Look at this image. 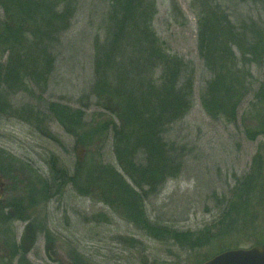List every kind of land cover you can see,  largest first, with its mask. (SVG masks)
<instances>
[{
	"label": "rangeland",
	"instance_id": "374dc122",
	"mask_svg": "<svg viewBox=\"0 0 264 264\" xmlns=\"http://www.w3.org/2000/svg\"><path fill=\"white\" fill-rule=\"evenodd\" d=\"M260 1L144 0L155 6L152 24L162 51L182 60V80L192 79L193 100L188 115L164 137L177 148L179 174L158 185L128 171L127 181L138 186L140 205L152 222L193 235L184 243L146 233L96 187L80 194L75 183L46 194L52 165L69 176L79 163L84 174L99 165L121 169L109 130L117 124L114 108L93 91L95 45L105 39L114 0L77 1L70 27L51 51L54 68L47 86H17L8 95L15 108L34 109V117L0 113V175L7 184L0 201V264H203L224 249L264 245V103L256 101L264 63L242 76L234 119L213 118L203 104L214 76L199 40L202 19L214 11L226 16L234 31L248 20L264 24ZM2 55L8 53L0 48L3 61ZM160 74L157 70L156 78ZM51 103L75 115L81 110L83 128L71 130L57 121ZM252 175L259 188L250 208L236 225L228 223L221 215L230 203L239 204L234 191Z\"/></svg>",
	"mask_w": 264,
	"mask_h": 264
},
{
	"label": "trees",
	"instance_id": "16d2710c",
	"mask_svg": "<svg viewBox=\"0 0 264 264\" xmlns=\"http://www.w3.org/2000/svg\"><path fill=\"white\" fill-rule=\"evenodd\" d=\"M77 1L0 0V48L8 53V56L2 55L3 61L0 59V113L34 117V109L15 108L8 95L17 86L26 89L29 85L41 89L47 86L54 68L51 51L70 27ZM249 1L263 4L260 0ZM113 5L115 10L109 18L105 39L95 45L93 91L114 108L117 124L109 130L121 169L99 165L84 174L85 168L79 163L77 172L69 176L67 171L58 172L56 165H52L53 176L50 184L45 185L46 194L53 196L64 185L75 183L80 194L88 191L86 188L96 187L105 197L114 198L132 223L159 241L191 242L190 232L174 231L149 219L140 205L138 186L136 190L128 183L127 172L150 178L158 185L179 174L177 148L164 137L192 107V79L185 76L182 80L185 74L182 60L162 51L152 24L156 14L153 4L147 5L144 0H114ZM225 17L214 11L201 22L200 53L214 76L206 88L203 105L213 118L225 116L232 121L242 76L249 75L253 64L264 63V24L248 20L234 31ZM157 70L161 71L158 78ZM244 89L245 85L241 86V91ZM256 101L264 103V84L258 90ZM49 107L51 115L64 126L68 125L71 130L83 128L81 110L75 115L59 103H51ZM254 177L248 176L245 183L236 187L234 192L239 204L230 203L221 215L228 223L236 225L250 208L255 189L259 188V181ZM146 185L139 187L143 189ZM127 208L136 210L133 213Z\"/></svg>",
	"mask_w": 264,
	"mask_h": 264
},
{
	"label": "water",
	"instance_id": "95a60500",
	"mask_svg": "<svg viewBox=\"0 0 264 264\" xmlns=\"http://www.w3.org/2000/svg\"><path fill=\"white\" fill-rule=\"evenodd\" d=\"M3 178L0 176V197L3 194ZM204 264H264V245L251 249L231 250L222 253Z\"/></svg>",
	"mask_w": 264,
	"mask_h": 264
},
{
	"label": "flooded vegetation",
	"instance_id": "af4514ba",
	"mask_svg": "<svg viewBox=\"0 0 264 264\" xmlns=\"http://www.w3.org/2000/svg\"><path fill=\"white\" fill-rule=\"evenodd\" d=\"M2 176V175H1ZM3 181H4V179H3ZM4 183V186H3V194H2V196L0 197V201H2L3 200V196L5 195V193H6V182L4 181L3 182ZM0 191H1V189H0ZM229 250H232V249H224L223 251H221L220 253H218V254H216L215 256H217V255H219V254H221V253H224V252H227V251H229ZM235 250V249H234ZM215 256H213V257H215ZM213 257H211L210 259H212Z\"/></svg>",
	"mask_w": 264,
	"mask_h": 264
}]
</instances>
